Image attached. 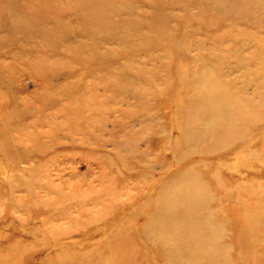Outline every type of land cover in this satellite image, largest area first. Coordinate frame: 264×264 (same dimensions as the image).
<instances>
[{
  "label": "rangeland",
  "instance_id": "374dc122",
  "mask_svg": "<svg viewBox=\"0 0 264 264\" xmlns=\"http://www.w3.org/2000/svg\"><path fill=\"white\" fill-rule=\"evenodd\" d=\"M84 16L86 23L78 20ZM1 36L0 61L12 71L21 112H6L15 105L0 94V141L18 147L28 161L13 164L0 150V264H165L157 242L107 239L117 222H128L130 211L162 189L145 171L157 161L156 152H169L170 133L159 127L172 130L175 102L185 96L186 68L193 80L227 74L229 87L246 100L234 123L245 120L250 147L244 164L259 169L261 182L253 186L264 190V0H0ZM16 42L25 49L18 51ZM63 73H70L68 81ZM44 75H56L46 89L40 86ZM63 83L70 98L58 107L46 102ZM62 107L69 116L59 113ZM69 119L73 135L65 137L70 130L61 127V144L52 148L49 123ZM76 125H88L87 132ZM40 143L49 150L37 151ZM117 151L128 155L130 169ZM136 151L153 155L140 158ZM224 209L235 215L230 206ZM131 219L144 229L142 219ZM224 240L219 236L216 244ZM234 243L240 264H264V256L252 252L261 250L258 241Z\"/></svg>",
  "mask_w": 264,
  "mask_h": 264
},
{
  "label": "bare ground",
  "instance_id": "6f19581e",
  "mask_svg": "<svg viewBox=\"0 0 264 264\" xmlns=\"http://www.w3.org/2000/svg\"><path fill=\"white\" fill-rule=\"evenodd\" d=\"M78 20L86 23L88 19L84 16V19L82 17ZM3 38L0 37V49L5 47ZM23 40H25L27 46L29 40ZM16 43L18 51L25 49V45L19 47V43ZM35 46L39 47V45ZM182 57L187 59L186 54H182ZM2 58L3 56L0 55V60ZM240 64L238 65L240 66ZM186 69L185 72L182 70L181 73L185 78V81L181 78L184 81L181 83V89L185 96L175 102L173 116L170 117L172 130L168 131L162 126L159 127V131L170 133V138L165 144L169 152L166 154V150L162 153L156 152L157 161L155 159L156 162L149 165V171H145L146 176L152 177L153 185L160 186L162 189L156 194H150L151 196H148L143 204L136 206L134 210L132 209L133 211L128 214L130 218L128 222H117L113 226L114 232L111 235L109 234L107 240L110 242L109 240H116L120 237L130 239L140 237L142 240L147 239L157 242L160 252L164 256L165 264H240L241 261L237 260L242 254L241 252H234L231 246L233 247L234 242H247L250 238L258 241L261 247L260 251L257 248L252 250L255 257L264 256V232L258 231L259 227L264 228V190L258 191L253 186L256 181H260L261 172L256 167L252 168L251 165L244 164L245 149L250 147V143L244 135V131L248 130L244 118L241 119L243 121L240 123H234L235 115L240 116L238 120L242 117V111L239 113L238 110L239 108L244 109L247 104L246 100L236 96L235 89L229 87L230 82L225 79V77H229L227 74L220 72L218 75L210 76L204 73L198 75V79L193 80L190 79L191 73L186 74L188 72ZM47 71L49 69L41 72L36 71V75L46 74ZM231 71L233 72L234 69L232 68ZM11 73L10 68L7 65L3 66V61H0V94L3 93L8 96L9 104L15 105V109L6 110V112L19 114L21 110L18 109V103L20 104V102H15L17 97L12 91L14 86L12 85L13 80L10 79ZM53 73H56L55 69H53ZM63 74L65 76L64 81H68L71 76L70 73ZM54 77L56 75L53 78L44 75L40 86L46 89L47 80H54ZM209 81H211L210 85ZM63 84L60 87L63 88L62 90L57 89L58 87L54 85L56 90L61 91L58 94L55 91L52 92V96L47 97L45 101L54 102V106L58 107V103L61 104V99H69L68 84ZM198 85H201V87ZM58 111L61 112L60 114L63 113V115L69 116L66 107H62ZM236 111L238 112L236 113ZM215 114H217V119L213 118ZM56 115L53 114L50 119H55ZM151 120L157 122V117H152ZM38 123L43 126L42 124L45 123L43 116ZM66 123H49L52 126L50 134L53 135L52 141H54L52 148L61 144L58 140V136L62 133L61 127L65 128L67 126L70 130L68 135H64L65 137L73 135V133H70L73 130V126H71L73 120L69 119ZM76 127L74 128L78 132H87L88 129V125L82 127L76 125ZM107 142H111V140L105 141V145ZM74 143L75 141H72L71 144ZM40 148L42 149L37 151L45 152L49 150L48 145H42L41 143ZM0 150L13 164L28 161L27 155L21 154V150L12 146L8 140L0 141ZM148 154L152 153H139L136 151L135 155L146 158ZM127 156H124L120 151L115 152V157L121 161V165L124 167L128 165L126 162ZM234 160L236 161L233 162ZM157 167L162 169L159 174L154 173ZM127 168L130 169V167ZM223 172L226 174L223 178L224 181L221 179ZM248 172H252V174L248 175ZM245 177L250 180L245 182ZM198 186L200 187L197 188ZM54 191H56L55 188ZM56 193L58 192L56 191ZM122 206H124V203L120 207ZM227 206L234 209V216L225 213L224 208H227ZM133 217L143 220L144 229L140 230V228L134 227L131 219ZM224 226L225 228L228 226V231H224L226 230ZM235 227L236 230L234 231ZM102 229L103 227L100 230ZM181 231L184 234L183 236H181ZM133 234L134 236H132ZM219 236H222L225 240L220 244L217 243V245L216 241ZM202 238L206 241L204 242ZM206 250L208 256L201 258L194 256V254H202ZM209 251L213 252L212 257ZM243 263L244 261L241 264Z\"/></svg>",
  "mask_w": 264,
  "mask_h": 264
}]
</instances>
